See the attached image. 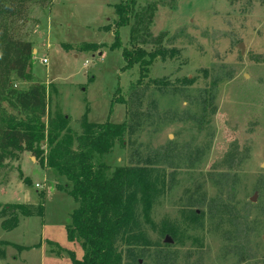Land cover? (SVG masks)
I'll use <instances>...</instances> for the list:
<instances>
[{"label":"rangeland","instance_id":"obj_1","mask_svg":"<svg viewBox=\"0 0 264 264\" xmlns=\"http://www.w3.org/2000/svg\"><path fill=\"white\" fill-rule=\"evenodd\" d=\"M119 2L52 0L43 7L33 3L27 22L18 25L21 37L33 43L31 81L44 86L46 115L68 118V131L58 142L72 149L80 132L79 117L85 115L92 123L124 121L125 106L116 98L127 100L129 86L138 78L137 66L123 70L121 50L129 46L130 25L115 26L114 6ZM135 2V10L156 5L150 33H166L165 54L157 57L142 81L141 108L150 116L139 133L115 141L111 151L94 162L111 173L120 166L144 165L153 154L168 155L165 169L175 181L144 209L146 225L179 220L184 196L206 200L219 193L246 220L245 237L234 243L224 241L211 222L202 229L182 226L177 241L148 231L151 241L171 246L173 257L168 256L167 264H264V0ZM13 85L28 87L19 81ZM203 110L207 116L200 122ZM172 114L195 118L170 123ZM38 145L44 155L47 143ZM196 148L204 154L190 163L192 157L187 156ZM170 162L172 167H166ZM64 183L29 152L4 161L0 207L40 204L42 215L19 217L11 230H5L0 217V264H72L69 252L81 259L80 240L70 242L66 235L77 205ZM123 253V264L127 255L139 264H152L155 258V251L147 247H124Z\"/></svg>","mask_w":264,"mask_h":264},{"label":"trees","instance_id":"obj_2","mask_svg":"<svg viewBox=\"0 0 264 264\" xmlns=\"http://www.w3.org/2000/svg\"><path fill=\"white\" fill-rule=\"evenodd\" d=\"M51 1L0 0V167L6 159L29 152L40 164L64 178L63 188L77 205L65 229L67 239L73 242L78 238L83 251L81 259H75L69 252L72 264H123L124 247L152 248L155 251L152 264H167L168 256L173 257L168 250L171 246L151 241L148 231L160 239L168 234L177 241L182 226L202 229L206 222L222 231L224 241L239 242L247 233V222L235 213L230 200L223 199L221 193L206 200L184 196L178 207L179 220L162 219L146 225L144 209L154 204L175 181L174 174L165 169L167 154H153V159L148 158L144 165L120 166L111 173L103 163L94 162L95 157L107 155L115 141L139 133L150 116L141 108L145 87L142 81L157 57L165 54L162 43L166 36L165 32L153 36L149 30L156 5L148 4L135 10V0H120L114 6L117 14L115 26L130 25L129 46L121 50L123 70L138 68V78L130 84L127 100L116 98L119 99L116 102L125 106L124 121L120 124L92 123L83 115L77 119L80 132L73 139L74 149L67 142H58L59 135L68 131V118L46 115L44 86L31 81L33 43L21 37L18 26L27 22L31 4L43 7ZM145 45L154 46L155 50L148 52L142 47ZM14 81L26 82L28 87L16 89ZM153 82L157 86H167L164 81ZM185 82L189 83V80L186 78ZM177 93L173 90L172 95ZM206 116L203 110L198 121L205 122ZM194 118L172 114L169 122L194 121ZM41 141L48 145L44 155L38 145ZM203 154L204 149L196 148L192 155L188 154L187 157H192L188 161L191 159L190 163H195ZM166 167H172V163ZM41 215L40 204L0 207V217L5 219L1 225L5 230L15 228L19 217ZM131 256H126L125 264H139Z\"/></svg>","mask_w":264,"mask_h":264},{"label":"water","instance_id":"obj_3","mask_svg":"<svg viewBox=\"0 0 264 264\" xmlns=\"http://www.w3.org/2000/svg\"><path fill=\"white\" fill-rule=\"evenodd\" d=\"M239 50H240V52H242V49L239 48ZM251 201H254V200L252 199ZM165 240H166V243L167 244H170L171 243V241H169L168 238H165Z\"/></svg>","mask_w":264,"mask_h":264},{"label":"built area","instance_id":"obj_4","mask_svg":"<svg viewBox=\"0 0 264 264\" xmlns=\"http://www.w3.org/2000/svg\"><path fill=\"white\" fill-rule=\"evenodd\" d=\"M46 62H47V61H46V60H44V59H43V60H41V63H42V64H46ZM36 186H37V185H36Z\"/></svg>","mask_w":264,"mask_h":264},{"label":"crops","instance_id":"obj_5","mask_svg":"<svg viewBox=\"0 0 264 264\" xmlns=\"http://www.w3.org/2000/svg\"><path fill=\"white\" fill-rule=\"evenodd\" d=\"M31 159V158H30ZM21 162H22V160H21Z\"/></svg>","mask_w":264,"mask_h":264}]
</instances>
